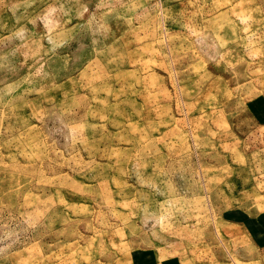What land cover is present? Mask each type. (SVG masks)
Here are the masks:
<instances>
[{
	"label": "rangeland",
	"instance_id": "1",
	"mask_svg": "<svg viewBox=\"0 0 264 264\" xmlns=\"http://www.w3.org/2000/svg\"><path fill=\"white\" fill-rule=\"evenodd\" d=\"M0 264H264V0H0Z\"/></svg>",
	"mask_w": 264,
	"mask_h": 264
}]
</instances>
